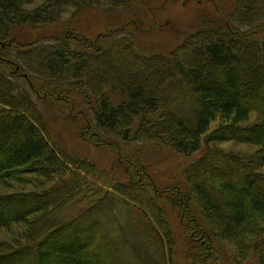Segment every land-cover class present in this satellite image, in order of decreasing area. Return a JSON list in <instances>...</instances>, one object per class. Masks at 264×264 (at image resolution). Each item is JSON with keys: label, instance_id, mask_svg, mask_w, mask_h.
Instances as JSON below:
<instances>
[{"label": "trees", "instance_id": "1", "mask_svg": "<svg viewBox=\"0 0 264 264\" xmlns=\"http://www.w3.org/2000/svg\"><path fill=\"white\" fill-rule=\"evenodd\" d=\"M33 1L0 0V42L6 44L0 50V56L5 58L0 57V104L4 106L0 110V174L26 166L28 172L47 179L71 176L41 193L0 195V228L15 224L27 227L22 235L26 243L0 246V264H29L31 256L36 257L35 264H121L122 261L111 260L115 256L124 262L127 258L128 264H166L167 259L174 258L175 240L170 235L164 194L154 193L153 185L144 180L112 184L111 188L123 198L115 191L109 196L110 191H104L101 183L99 190L92 188L79 170L92 175L96 165L50 141L46 117L37 107L30 77L44 80L53 90H47L50 97L60 93L90 95L97 103L90 111L92 128L122 143L157 141L186 156L201 151L203 143L235 141L259 147L261 154L256 152L248 162L238 155L225 161L234 170L233 177L223 174L227 185L222 176L216 177L215 172L210 174L207 170L209 177L222 183L219 189L225 196L224 204H216L211 193L203 190L205 182L199 176L207 159L185 170L189 185L173 200L182 214L195 211L207 231L214 229L217 234L213 235L220 239L248 240L246 260L251 252L257 264H264V173L254 165L258 159L264 165V105L248 102L254 90L248 85L257 84L256 93L260 95L264 90V38L254 36L260 35L258 31L264 32V0H235L228 20L204 15L198 28L184 35L170 55L159 51L146 54L133 37L128 51L144 69L135 67L130 82L112 79L104 89L95 81L88 85L87 79L89 60L103 65L102 47H97V52L77 51L71 49L67 38L16 47L11 31L17 25L44 28L59 22L65 7L72 8L73 15L90 6L136 11L139 15L147 12L137 11L136 5L143 0H41L37 8L28 10L25 5ZM245 27L250 30L243 31ZM125 46L123 38L112 47L124 51ZM148 66L151 67L146 69ZM145 74L151 78H145ZM150 82H154L151 89ZM243 89L248 91L244 93ZM106 90L118 91L125 98L114 104ZM181 91L191 107L190 124L177 119L167 100L161 98L165 92ZM45 99L40 101L44 103ZM252 111L260 113V121L253 126H240ZM150 114H158L157 119H149ZM218 117L233 118V123L220 125L209 133ZM96 132L92 137L98 136ZM209 156L214 157V153ZM69 165L79 168L71 173ZM145 176L149 177L146 172ZM193 225L199 229V225ZM207 231L197 234L204 237L208 256L214 249L208 244L212 239ZM95 238L104 241L109 251H98L101 243H94ZM166 241H170L168 257L163 246ZM159 245L163 246L162 252ZM131 246H145L146 251L125 252Z\"/></svg>", "mask_w": 264, "mask_h": 264}, {"label": "rangeland", "instance_id": "2", "mask_svg": "<svg viewBox=\"0 0 264 264\" xmlns=\"http://www.w3.org/2000/svg\"><path fill=\"white\" fill-rule=\"evenodd\" d=\"M40 3L41 0H35L26 4L25 7L32 10L37 8ZM234 4L235 0H143L136 5V8L137 11L147 12L139 15H136V11L90 6L77 16L73 15L72 8L65 7L61 11L62 18L59 22L44 28H35L29 24L17 25L12 29L10 37L16 47L41 40L53 43L63 38L69 39L71 49L77 51L91 50L97 52V47H102V50L105 51L102 57L103 65L89 60L90 67L87 79L88 85L95 81L96 84H99V87L104 89L107 86L106 82H113L112 79L130 82L131 73L136 69L135 67L144 69V65H137L134 62L130 56L131 53L128 51L131 48L133 37L136 38L140 49L146 54L159 51L163 55H170L171 51L181 43L184 35H187L191 29L194 32L198 28L204 15L228 20L229 14L235 9ZM223 11H228V13L225 14ZM249 30V27L243 28L245 32ZM258 33L260 35L255 34L254 36L264 38V32L258 31ZM123 38L126 43L124 51H119V47H112L115 42ZM104 43L109 45L103 46ZM109 46L112 48H109ZM1 47L5 48L6 44L0 42V50ZM150 67L148 66L146 69ZM10 72L11 75H14L12 71ZM30 78L33 79L31 86L33 85L32 91L37 107L46 117V133L50 141L55 146L67 147L81 158L89 159V162L92 161L96 165L92 175H87L79 170L83 176L88 178L92 188L99 190L98 185L101 183L103 190L108 189L107 191H110L108 195L111 196L113 191L116 192L115 189L111 188V185L118 183L117 181L134 183L144 180L153 185L154 193L164 194L165 202L163 204L171 224L170 235L175 240L174 251L172 250L174 258L167 259L166 264H170L169 261H173L174 264H257L256 258L253 257L251 252L250 259L246 260V251L249 249L248 245L250 243L248 240L237 242L231 237L220 239L213 235V232L216 233L214 229L209 228L207 231L206 226L195 214V211L189 215L182 214L173 198L184 193L187 185H189L184 173L185 170L189 167H196L194 163L207 159L199 176L205 182L204 188H202L204 191L206 190V193H211L216 204H224L225 196L219 189L222 183L209 177L207 170L210 174L211 171L215 172L213 175H216V177L222 176L225 180L223 183L227 185V179L223 174H229L233 177L234 170L228 168V163L225 161L230 160L233 155H238L248 162L256 156V152L260 153L259 147L235 141L203 143L201 151L186 156L167 145H161L163 143L157 141L155 143L135 140L122 143L119 139L107 137L100 134L97 129L96 132L92 128L93 122L91 120L93 118L90 111L93 112V108H96L97 103L90 95L70 96L69 94L60 93L53 94L50 97L46 95L47 90H53L46 86L44 80ZM145 78L151 77L149 74H145ZM248 86L250 89L251 86L254 88L253 94L249 95L248 102L264 105L263 88V94L260 95L256 93L259 90L257 84L252 85L251 83ZM152 87H154V82L149 83V88ZM186 91L184 93L189 95ZM242 91L245 93L248 90L243 89ZM184 93L182 91L181 94H178V92L167 94L165 92L161 98L167 100V104L176 112L174 115L177 119H182L183 122L190 124L192 120L191 107ZM106 95L110 97L114 104L121 103L125 98L123 94L113 90H106ZM44 97L47 99L43 100L44 103H42L40 99ZM3 108L4 106L0 104V110ZM157 116L158 114H150L148 118L156 120ZM260 119V113L252 111L248 120L241 122L240 126H253ZM89 123H92L91 127H89ZM232 123L233 118L218 117L212 122L209 133L220 125ZM136 125L135 122L134 126ZM93 132L98 133V136L92 137ZM213 153L214 157H210L209 155ZM261 162H264V159ZM254 165L260 167L256 169L261 171V174L264 173V165L260 163L259 159ZM69 166L71 173L76 172L79 168L74 165ZM216 166L221 168H215ZM27 169L26 166H22L9 173L0 174V195L21 192L41 193L59 186L62 179L68 180L71 176L70 174L65 177L56 175L52 179H47L30 173ZM145 172L150 178L148 176L144 177ZM91 195H93V192ZM117 195L123 198V195L119 193ZM193 224L199 225V229L195 230ZM26 231L27 227L23 224L0 228V246L10 244L17 247L26 243V238L22 236ZM205 231L212 239L208 244L213 245L214 249L208 256V253L204 250L206 241L203 236L199 237V234H197ZM98 242L101 243L97 247L98 251H103V253L109 251L108 246L103 245L104 241L95 238L94 243ZM169 242L166 241V245L163 244L167 257ZM117 243L120 242L117 241ZM163 246H158L160 252H162ZM135 250H141L142 253L146 251L145 246H136L135 248L131 246L127 250L125 249V252ZM115 257L111 260L128 264L127 258H124V262L123 258ZM35 258V256H31L32 261L29 264H35Z\"/></svg>", "mask_w": 264, "mask_h": 264}]
</instances>
